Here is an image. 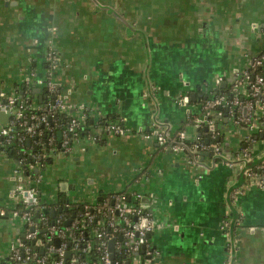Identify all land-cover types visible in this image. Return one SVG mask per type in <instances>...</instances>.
<instances>
[{
  "label": "crops",
  "instance_id": "0c3cea01",
  "mask_svg": "<svg viewBox=\"0 0 264 264\" xmlns=\"http://www.w3.org/2000/svg\"><path fill=\"white\" fill-rule=\"evenodd\" d=\"M263 39L264 0H0V93L40 88L25 79L45 75L44 52L52 48L62 62L52 79L71 89L70 113L88 120V130L68 140L69 151L50 155L44 167L29 165L34 177L0 150V264L24 225L11 215L25 201L19 183L34 185L49 213L129 191L154 221L147 238L155 255L135 264H264V189H246L228 204L230 190L244 182L237 161L206 153L192 161L143 135H173L200 112L216 79L223 86L246 69ZM180 95L188 105L177 104ZM244 113L228 108L218 120L222 155L249 134L234 122ZM105 121L125 131H107ZM183 129L190 140L211 135L193 122ZM257 132L252 148L262 156L264 127ZM55 136L61 140L62 131ZM59 194L66 202L54 209ZM224 216L234 235L231 257Z\"/></svg>",
  "mask_w": 264,
  "mask_h": 264
},
{
  "label": "built area",
  "instance_id": "2783aa9c",
  "mask_svg": "<svg viewBox=\"0 0 264 264\" xmlns=\"http://www.w3.org/2000/svg\"><path fill=\"white\" fill-rule=\"evenodd\" d=\"M44 59L47 61V71L44 76L38 77L37 75H29L25 79V83L35 82L39 87H44L47 95L49 96L50 101L44 104L40 114L29 113L30 110L35 109L36 107L32 105H26L23 100L19 99L17 95H7L0 93V112L4 113L7 116V120L0 121V144L3 140L9 141L13 137H18L19 140L23 138L30 140L31 137H37L40 131L37 129L38 125H46V123L51 118L53 111H58L61 113H68L70 118L66 128L62 131V139L58 143L54 144V138L52 135H49L45 144L49 146L47 155H55L58 151H69L70 145L68 140H76V132L79 125L82 123L78 116H75L69 112L71 105L68 102V96L70 95L71 89L65 88L61 91L59 84H56L53 81V73L61 66V59L59 54L52 48H48L44 52ZM262 67L264 69V51L253 55L248 63L246 69H244L241 74L245 81L247 88L244 86L239 88L236 94L232 95L230 99L226 100L223 95H218L216 98L211 97L201 103L200 111L203 113L201 116L196 117L193 120V126L195 128L207 127L211 132L212 137L218 133V120L222 116V113L218 110H215V107H235L239 109H245V113L242 116L234 115V122L236 124L246 125L248 130V135L244 138L249 142V146L243 147L242 149H237L231 154L222 155L221 148L215 143H205L200 140V136L194 139L192 145L186 147L187 152L184 150L185 140L188 139L186 131L184 129L180 130L174 140L171 136L164 131H153L154 133H144V137H148L150 134H153L156 141L162 148L170 149L172 152L180 153L183 152L187 159H192V161L199 160V157L204 154V151L211 150L214 158H220L227 165H234L237 161L239 163V171L242 172L244 182L240 186L233 187L230 190L228 204L232 205L233 199L236 198L238 194H242L246 189L251 187H257L259 189H264V155H259L254 152L252 148V142L250 140V135L254 132L259 131L264 127V77L261 74H255L249 76L247 69L248 68ZM239 81V74H234L232 83L234 86H237ZM220 83V79L215 80V86ZM239 94L242 96L239 97ZM246 96V98H243ZM178 105L186 106L189 104V99L187 95H180L176 100ZM28 111V112H27ZM234 111V110H232ZM56 126L53 124L51 128ZM15 127H19L22 131L20 133L16 132ZM107 131H112L114 133H121L125 131V127L121 123L117 122H108L105 125ZM170 142V143H168ZM57 145V146H56ZM261 158V159H260ZM253 159H260L259 161L252 163L246 166V163L252 161ZM20 176L21 173L19 172ZM22 178V176H21ZM38 181V179H37ZM15 191L18 195L24 194L25 205L34 203L38 190L34 185H22L19 183L15 188ZM139 197V194L135 195ZM124 193H115L113 195V202L109 208L112 218L108 222V225L113 227L119 232L120 240L114 246V253L119 252L124 260L120 262H115L113 258L110 257V251L108 249L109 239L104 237V233L101 230L93 231L94 236L98 240L96 249L99 251V264H135V260L144 258V261L149 262L155 255L153 249L148 248L146 243L147 234L154 229V221L150 213L143 212L140 207H134L125 201ZM26 207V206H25ZM44 208V207H43ZM4 212L0 210V215H3ZM11 215L13 217H19V219L26 223L30 227L28 232L25 234L27 239L33 241L35 247L42 248L44 245V240L37 237V226L36 223L30 219V212L26 209L19 213L16 210H13ZM134 216V220L131 221L129 216ZM90 215L81 214L79 216L80 221H83L86 218H90ZM78 220L69 222L73 227L77 226ZM60 218L56 222H52L49 225L43 227L42 230L47 234L51 239L50 244L45 246V249L48 252H53L56 254V258L52 259L51 264H86L85 261L78 260L74 251L79 244L75 242L73 248H66V237H67V227H60L59 222ZM230 220L229 217L223 218L220 228L224 232L225 237L228 242H230L228 247V257H231L230 251H232L234 245V235L230 230ZM53 238L59 240L58 245H54L52 242ZM116 239H114L115 242ZM22 242L16 237L10 248V253L8 259L12 260L8 264H25V259L29 258L26 256L22 259ZM93 244L89 240L83 243L81 251L87 252L92 249ZM71 251L70 257L64 260L65 252ZM144 251V254L142 252ZM34 264H45V257H39L32 255ZM128 261V262H127Z\"/></svg>",
  "mask_w": 264,
  "mask_h": 264
},
{
  "label": "trees",
  "instance_id": "16d2710c",
  "mask_svg": "<svg viewBox=\"0 0 264 264\" xmlns=\"http://www.w3.org/2000/svg\"><path fill=\"white\" fill-rule=\"evenodd\" d=\"M264 51V39H263V47L262 50ZM44 66H47V61L44 60ZM249 76H253L255 74H261L264 77V69L262 67H256V68H248L247 69ZM243 79L242 74L239 72V81ZM247 88V85L245 84V81H241L238 83L237 86H234V83L229 82L225 85H220V83L216 86L213 92H209L206 96L205 100L214 97L216 98L218 95H223L226 100L230 99L232 95L236 94L239 88L241 87ZM19 91H16L17 97L24 101L26 105H31V102H35L37 107L35 109L30 110L29 113H35L40 114L42 111V107L45 103L50 101L49 96L46 93V90L44 87H40L39 91L35 92L33 91V86L28 85H21ZM239 97L242 96L239 94ZM243 98H246V96H243ZM204 101V100H203ZM201 101V102H203ZM205 102V101H204ZM237 109V107H235ZM71 109H69L70 112ZM215 110L220 111L223 113L225 111V107H215ZM28 112V111H27ZM203 111L201 110L198 113H192L187 115L186 122L192 123L193 120L196 117L201 116ZM69 114L68 113H61L58 111H53V114L49 121L46 123V125H38L37 129L40 131L39 135L37 137L33 136L30 138V143L27 144L26 139L19 140L18 137H13L9 141L3 140L2 144H0V150H2L5 154H7L9 157L14 158L19 161L20 167L22 169L23 174L32 175L31 177H34L33 171L29 168L30 164L37 163L38 166L44 167L48 162L50 157L47 155V152L49 150V146L45 144V140L49 135H52L54 138V144L58 143L59 141L56 140V132L57 131H63L69 121ZM115 119V118H112ZM110 119V120H112ZM103 120L100 119V122ZM114 121V120H112ZM105 121L102 124H107ZM53 124H56L53 128ZM178 128V130L175 131L173 135H170L172 140H174L180 130L183 129V125ZM241 126H246L243 124H239ZM203 127L197 128V130L202 132ZM16 132L22 133L21 129L19 127H15ZM88 130V120L86 118V122L83 124L81 123L79 127L77 128L76 137L79 136L82 133H85ZM204 131V130H203ZM219 132V131H218ZM258 132H254L250 135V140L253 142L255 141L254 136L257 135ZM208 143H215L219 146V148H222V139L220 135L212 137V135L207 134ZM204 141V138L200 137V140ZM194 140L186 139L185 140V147L184 150L187 152L186 147L189 145H192ZM170 143V142H168ZM251 143V142H250ZM249 146V142L244 140L239 145V149L243 147ZM188 153V152H187ZM204 153L212 155V151H204ZM116 193H124L125 194V201L126 203L131 204L134 207H139L136 200L133 198V195L129 191L122 190ZM115 194V193H114ZM113 194V195H114ZM113 195H109L103 197L102 199L95 200L93 202H86V201H77V202H71L68 204V207L65 210L56 211L54 213V216L51 217L50 213L48 211H44L43 207L46 206L44 203V200L40 198V196L37 194L36 200L34 203H31L29 205H25V203L20 202L17 205V210L19 213H21L24 210H28L30 212V219L32 216H35L34 222L37 226V237L42 238L44 240V245L42 247V250L40 247H35L32 240L27 239L25 237V234L30 229L29 226L26 225L25 222H23V229L18 234L17 238L22 242V259H24L26 256L29 258L25 259V264H34L33 259L31 258L32 255H36L39 257L44 256L45 257V264H51L52 259L56 258V254L53 252H48L45 249V246L47 244H50L51 239L47 236V234L44 232L43 227L46 225L51 224L52 222H56L58 218H60L59 226L60 227H67V237H66V248L71 249L73 248L75 242L79 244V247H77L74 251L75 257L80 261H85L87 263V260L90 261L89 264H99V251L96 249V245L98 240L92 233L95 230H101L104 233V237L109 239L112 237L113 239L118 240L119 232L115 230L113 227L108 225V222L110 221V218H112L111 213L109 211V208L111 206L110 200L112 199ZM66 199L65 196L63 197L62 194H59L58 200L51 204L50 207L56 209L57 204L65 203ZM26 206V207H25ZM142 209V208H141ZM143 212H146V210L142 209ZM81 214L90 215V218H86L83 221L78 220L79 216ZM130 220H134V216H129ZM78 220L77 226L73 227L70 223L68 225H65L66 221L73 222L74 220ZM89 240L92 242L93 247L87 252L81 251V247L83 246V243L85 241ZM146 243L148 245V248L152 249V247L148 243V238L146 239ZM144 254V251L142 252ZM113 260L115 262H120L124 260V257L119 253H114ZM12 260L7 259L5 264L10 263ZM16 264V262H15ZM18 264V263H17ZM128 264V263H126ZM130 264V263H129Z\"/></svg>",
  "mask_w": 264,
  "mask_h": 264
},
{
  "label": "water",
  "instance_id": "95a60500",
  "mask_svg": "<svg viewBox=\"0 0 264 264\" xmlns=\"http://www.w3.org/2000/svg\"><path fill=\"white\" fill-rule=\"evenodd\" d=\"M33 90H35L36 92L37 91H39V88H34ZM193 93H191V99H193L194 97H192V96H194V95H192ZM228 110V107H225V111H227ZM243 110H245V109H243ZM7 120V116L4 114V113H2V112H0V121H6ZM203 129L204 130H206L207 129V127H203ZM27 144L30 142V140L28 139L27 141ZM204 142L205 143H208V139H205L204 140ZM203 155H205V153L204 154H202L200 157H199V160L200 161H202V159H203ZM261 159V158H260ZM260 159H253L252 161H249V162H247L246 163V166H248V165H250V164H252V163H255V162H257V161H259ZM240 174H241V176H243L242 175V172L240 171ZM43 210H45L44 208H43ZM58 210H60V207L58 208ZM50 215H51V217H53L54 216V211H50ZM69 224V221H66L65 222V225H68ZM120 238V237H119ZM54 243H55V245H58V243H59V240L57 239V238H54ZM108 249H109V251H110V257L111 258H113V252H114V239H109V241H108ZM42 250V249H41ZM70 253H71V251H69V250H67L66 252H65V254H64V260H66V259H68L69 257H70Z\"/></svg>",
  "mask_w": 264,
  "mask_h": 264
}]
</instances>
